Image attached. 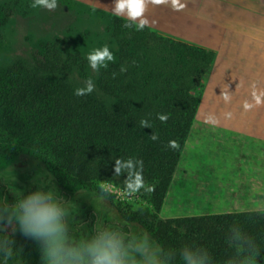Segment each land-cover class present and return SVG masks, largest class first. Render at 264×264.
<instances>
[{
    "label": "trees",
    "instance_id": "trees-1",
    "mask_svg": "<svg viewBox=\"0 0 264 264\" xmlns=\"http://www.w3.org/2000/svg\"><path fill=\"white\" fill-rule=\"evenodd\" d=\"M13 17V12L0 9V29ZM125 22L115 16L110 20L116 59L97 73L101 99L74 95L77 87L66 75L83 76L86 63L79 52H65L60 39L24 43L21 50L26 56L18 62L27 59V64L0 66V139L17 142L7 151L20 156L11 174L0 173V195L11 192L12 183L30 191L36 189L35 184L44 190L54 185L68 201L61 172L82 183L108 180L120 184L126 177H114V159L134 157L143 161L145 181L155 185L153 193L140 197L155 211L160 209L195 120L199 106L195 91L212 62V53L150 28L125 29ZM121 65L127 68L122 74ZM158 113L169 114L168 121L160 122ZM142 119L152 127L142 129ZM152 132L159 136L155 142L149 138ZM170 140L178 141L180 147L168 148ZM95 195L98 199L100 192ZM102 201L108 202L106 197ZM96 212H88L85 220L74 224L75 231L87 223L91 234L97 225ZM111 218L102 226L120 224L137 234L147 231L166 250L178 252L185 244L201 245L215 264H224L232 255L227 236L233 225H239L255 238L264 255V209L158 219L149 227L119 214ZM176 264H180L178 255Z\"/></svg>",
    "mask_w": 264,
    "mask_h": 264
},
{
    "label": "rangeland",
    "instance_id": "rangeland-1",
    "mask_svg": "<svg viewBox=\"0 0 264 264\" xmlns=\"http://www.w3.org/2000/svg\"><path fill=\"white\" fill-rule=\"evenodd\" d=\"M32 2L2 0L4 6L0 9L13 12L15 17L0 29V66L27 64V59L18 62V58L26 56L21 50L24 43L32 45L39 39L55 38L61 40L65 52H79L86 63L83 76L66 75L69 82L79 88L89 77L95 81L97 73L88 67L86 56L105 44L115 55L116 43L108 30L114 0H58L55 11L33 9ZM186 3L187 7L180 12L168 6H153L147 13L149 19L157 22L149 27L151 30L212 53V62L195 91L199 96L198 111L163 203L155 211L140 195L123 197L119 189L123 188L125 178L120 184L110 182L113 189L106 195L108 202H104L95 195L100 192L98 186L102 181L82 183L61 172L71 202L70 234L77 239L90 235L89 226L77 232L73 225L85 220L94 209L97 228L116 214L149 227L158 219L264 209V104L249 111L242 106L245 100L251 102L253 86L264 90V0ZM226 86L232 96L228 103L221 95ZM91 95L103 98L97 87ZM208 113L219 118L218 126L204 123ZM227 113L232 114L230 119L226 118ZM13 145L18 143L0 139V173L11 174L12 164L19 160L20 156L8 154L7 149L11 150ZM10 189L6 195L9 204L30 191L15 183ZM5 235L15 241L7 264H43L36 243L18 231L13 234L11 229L0 233V239ZM0 264H4L3 254Z\"/></svg>",
    "mask_w": 264,
    "mask_h": 264
},
{
    "label": "clouds",
    "instance_id": "clouds-1",
    "mask_svg": "<svg viewBox=\"0 0 264 264\" xmlns=\"http://www.w3.org/2000/svg\"><path fill=\"white\" fill-rule=\"evenodd\" d=\"M153 6H168L175 12L183 11L187 7L186 0H114L111 14L123 17L126 22L122 25L125 29H134L137 32L153 27L157 23L149 19L147 13ZM33 9L43 8L55 11L58 0H33L30 4ZM115 55L109 45L94 48L86 56L88 67L99 73L107 69L109 64L115 62ZM135 63V62H133ZM120 73L127 71L121 65ZM113 78L116 73H113ZM95 81L89 77L84 81V86L75 89L74 95L83 97L95 91ZM254 90L251 93V102L243 101L245 111L264 104V90ZM223 100L231 101V93L226 90L221 94ZM231 113L226 114L230 119ZM157 119L166 123L169 114H157ZM204 123L218 126L219 118L213 114L205 115ZM142 129L152 127L147 119L140 121ZM149 138L155 142L159 139L157 133L152 132ZM168 148L176 150L180 147L178 141H168ZM114 177L126 178L122 181L123 188L120 194L126 198L138 197L142 194H151L155 191L154 184H148L144 178V164L141 159L134 157L114 159ZM100 195L98 199H105L111 193L113 185L108 181L99 183ZM71 202L67 201L53 185L52 189L36 188L23 194L16 202L9 204L7 196L0 195V233H7L11 229L17 231L26 239H30L39 247L40 260L43 264H176L177 255L180 264H215L211 253L203 246L193 244L183 245L179 251L165 249L147 231L138 234L125 230L120 224H108L94 227L92 233L77 239L71 235L68 224ZM81 229L87 224L82 223ZM227 244L233 253L224 264H264V255L255 238L247 234L239 225H233L227 236ZM15 241L12 236L5 235L0 239V254H3L4 264L13 255Z\"/></svg>",
    "mask_w": 264,
    "mask_h": 264
}]
</instances>
